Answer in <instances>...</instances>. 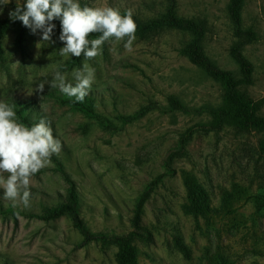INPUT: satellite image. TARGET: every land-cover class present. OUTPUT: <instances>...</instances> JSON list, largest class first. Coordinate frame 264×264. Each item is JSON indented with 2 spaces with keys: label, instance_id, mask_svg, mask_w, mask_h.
<instances>
[{
  "label": "rangeland",
  "instance_id": "1",
  "mask_svg": "<svg viewBox=\"0 0 264 264\" xmlns=\"http://www.w3.org/2000/svg\"><path fill=\"white\" fill-rule=\"evenodd\" d=\"M170 1L177 16L203 22L207 57L242 76L231 56L229 0H79L121 14L130 8L137 25L130 50L127 37L110 38L87 61L95 70L84 100L92 114L48 83L56 71L74 83L71 73L84 62L60 55V21L42 41L40 31L10 18L25 0L0 3V101L28 126L50 121L62 145L30 178L29 207H13L0 188V264H119L114 236L130 238L138 264H264V128L195 127L209 114L194 109L223 105L224 88L184 53L192 35L139 28L162 17ZM241 7L242 27L255 38L241 48L252 74L238 91L264 114V0ZM172 98L191 110L172 107ZM153 181L138 220L145 229L138 228L136 204ZM74 200L85 228L104 239L84 243L71 213L44 218Z\"/></svg>",
  "mask_w": 264,
  "mask_h": 264
},
{
  "label": "clouds",
  "instance_id": "2",
  "mask_svg": "<svg viewBox=\"0 0 264 264\" xmlns=\"http://www.w3.org/2000/svg\"><path fill=\"white\" fill-rule=\"evenodd\" d=\"M9 0H0L7 4ZM10 18L19 20L32 33L40 31L42 41H51L54 20L60 21L59 40L63 42L60 55L81 57V68L73 69L74 83L66 79V74L56 71L48 83L75 102H83L95 80V70L88 60L101 54L102 45L110 38L123 41L125 48L131 49L136 39L137 29L132 9L121 14L113 7L81 6L79 0H25L10 12ZM92 33H100L98 38L89 39ZM43 89L44 84L39 86ZM14 106L0 101V188L3 199L12 202L13 207H29L30 178L41 169L51 166V156L61 151V142L54 137L51 122L40 118L28 126L18 119ZM7 174L5 177L4 174Z\"/></svg>",
  "mask_w": 264,
  "mask_h": 264
},
{
  "label": "trees",
  "instance_id": "3",
  "mask_svg": "<svg viewBox=\"0 0 264 264\" xmlns=\"http://www.w3.org/2000/svg\"><path fill=\"white\" fill-rule=\"evenodd\" d=\"M85 5L87 4L84 2L81 3L82 7ZM16 6L17 5H14L12 7V11L16 8ZM241 6L242 0H229L228 12L234 26V35L237 39L232 44L231 56L235 61H237L239 65L242 75L240 78H236L232 71L220 68L207 57L202 48V39L204 34L203 22L177 16L175 14V6L173 1H170V4L167 6V9L162 17L151 20L139 27L141 30L170 27L192 35L193 37L184 47V53L194 64L203 68L212 78L222 84L224 88L223 105L218 107L201 106L195 108L194 111L200 113L204 109L209 114V119L206 122L199 123L195 125V127H199L208 131H218L225 123H230L239 128H264V114L259 113V104L256 101L247 98L244 94L238 91V85L240 82L250 83L252 74V64L244 56L241 48L247 41L255 38V33L251 29L242 27ZM7 21L8 20H4L3 23ZM95 35H100V33H92L89 36ZM68 101L75 103L78 108L85 113H93L92 108L85 101L75 102V98H68ZM170 104L174 108H179L186 111L191 110V108L183 106L175 98L170 100ZM138 116L139 114H134L127 117L126 120L132 121ZM154 185L155 181L151 182L147 186V188L140 195L136 204L134 225H137L138 228L145 229L140 226L138 220L140 219L143 206L149 196L151 189L154 188ZM66 212L72 214L75 225L83 234L84 243L105 238V236L102 234L91 233L85 228L78 215L75 200L74 204H64L56 208L51 214L44 218L57 217ZM137 235L147 237L150 234L148 230H146L145 234L137 233ZM111 239L116 241L119 247L116 254V259L119 264H138L137 250L135 246L130 243V238L128 236H114Z\"/></svg>",
  "mask_w": 264,
  "mask_h": 264
}]
</instances>
